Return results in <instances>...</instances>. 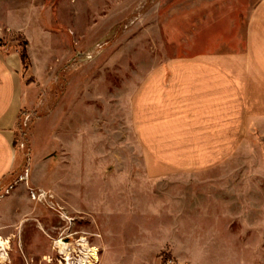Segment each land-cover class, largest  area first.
Returning a JSON list of instances; mask_svg holds the SVG:
<instances>
[{
	"label": "crops",
	"instance_id": "crops-1",
	"mask_svg": "<svg viewBox=\"0 0 264 264\" xmlns=\"http://www.w3.org/2000/svg\"><path fill=\"white\" fill-rule=\"evenodd\" d=\"M140 7V0H0V186L20 165V114L54 87L53 64L71 56L72 43L108 40L129 14L141 29ZM234 9L227 40L234 46L170 59L138 82L129 119L136 149H124L123 102L112 105L116 116H93L86 71L69 75V102L48 104L52 110L34 124L32 184L94 219L97 264H160L162 252L193 264L199 249L216 264L236 251L237 207L246 212L247 198L238 199L235 186L225 194L232 198H222V184L205 179L222 166L252 176L248 147L264 145V0H238ZM158 13L154 6L149 29L156 30ZM14 41L28 43L34 83ZM51 153L65 164L51 170L54 157L42 164ZM255 173L264 174V160ZM248 206L251 214L250 199Z\"/></svg>",
	"mask_w": 264,
	"mask_h": 264
},
{
	"label": "rangeland",
	"instance_id": "rangeland-1",
	"mask_svg": "<svg viewBox=\"0 0 264 264\" xmlns=\"http://www.w3.org/2000/svg\"><path fill=\"white\" fill-rule=\"evenodd\" d=\"M140 1L141 29L132 28L129 14L119 28L112 31L108 40L89 41L91 47L85 48L72 43L71 56L63 63L53 64L54 87L46 88L45 95L38 98L34 109L20 114L14 143L20 165L7 185L0 186V210L5 208L11 213V216L4 217L0 211V228L3 225L8 227L0 231V239L9 241L5 252L0 248V255L2 252L7 254L4 261L0 260V264H81L82 259L91 261L89 250L95 248L99 236L97 223L88 215L73 212L64 199L55 197L50 190L37 188L30 178L35 159L31 131L38 119L49 114L51 105L53 107L60 99H63V104L69 102L68 83L71 73L86 71L91 76L92 85L87 89L86 96L93 105L94 117L102 113L109 118L116 116V108L112 105L117 101L124 103V149L133 150L136 145L131 139L129 126L130 105L134 89L147 72L170 59L197 56L218 48L226 50L235 44V41L227 40L230 17L235 14L234 7L238 0ZM154 6L159 9L156 30L148 28ZM118 38L124 41H116ZM14 42L15 48L20 50L25 47L27 53V41ZM28 66L25 73L31 84L34 83V77L30 72L29 58ZM71 94L70 98L77 95L78 101L84 96V93ZM44 104L45 111L42 110ZM48 104H51L50 107ZM23 114L29 115L25 126L22 124ZM20 143L24 144L23 149L19 148ZM263 146L253 142L251 148L248 147L247 160L254 169L252 176L230 173L227 166L206 175V181L222 184V198L233 197V194L225 195L232 186H235L238 199L247 198L246 212L244 207H237L236 251L219 255L216 264H264V174L255 173L263 165ZM53 157L55 162L51 164V170L60 161H64V164L66 162L65 159H58L60 157L55 153L43 156L40 162L50 163ZM241 160L244 162L245 159ZM130 162L131 158L126 156L124 166ZM9 186H12V190L5 194ZM248 199L252 200L251 214ZM56 241L66 246L69 258L55 247ZM97 257L99 262L98 251ZM158 258L160 264H165L167 260L175 264L170 254L165 252L159 254Z\"/></svg>",
	"mask_w": 264,
	"mask_h": 264
},
{
	"label": "bare ground",
	"instance_id": "bare-ground-1",
	"mask_svg": "<svg viewBox=\"0 0 264 264\" xmlns=\"http://www.w3.org/2000/svg\"><path fill=\"white\" fill-rule=\"evenodd\" d=\"M9 245V241H5L0 239V248H2V251L5 252L4 250H7ZM55 247L59 249V252L61 254H65L68 258H69V254L67 252V248L66 246L61 242V241H56L55 242ZM2 252V254L0 255V260L4 261L6 255ZM90 254H89V258L91 259V261L86 262L85 260H81V264H96L98 262V257H97V251L95 248L90 249L89 250ZM70 264V263H68Z\"/></svg>",
	"mask_w": 264,
	"mask_h": 264
},
{
	"label": "built area",
	"instance_id": "built-area-1",
	"mask_svg": "<svg viewBox=\"0 0 264 264\" xmlns=\"http://www.w3.org/2000/svg\"><path fill=\"white\" fill-rule=\"evenodd\" d=\"M28 120H29V115H28V114H23V115H22V124H23L24 126L27 124ZM19 148H20V149H23V148H24V144H23V143H20V144H19ZM25 172H26L25 175L27 176V174H28V170H26ZM10 190H12V186H9L8 188H6V190H5V194L9 193ZM32 195H33V193H32ZM0 199H1V197H0ZM38 199H39V198H38ZM165 264H172V261L167 260V261L165 262Z\"/></svg>",
	"mask_w": 264,
	"mask_h": 264
},
{
	"label": "clouds",
	"instance_id": "clouds-1",
	"mask_svg": "<svg viewBox=\"0 0 264 264\" xmlns=\"http://www.w3.org/2000/svg\"><path fill=\"white\" fill-rule=\"evenodd\" d=\"M208 253L204 252L203 249H199L197 252V258L193 261V264H209L207 260Z\"/></svg>",
	"mask_w": 264,
	"mask_h": 264
},
{
	"label": "trees",
	"instance_id": "trees-1",
	"mask_svg": "<svg viewBox=\"0 0 264 264\" xmlns=\"http://www.w3.org/2000/svg\"><path fill=\"white\" fill-rule=\"evenodd\" d=\"M19 56H20V60H21L22 65H23V69H24V71H26V69L29 66H28V57H27L25 47L19 50Z\"/></svg>",
	"mask_w": 264,
	"mask_h": 264
}]
</instances>
